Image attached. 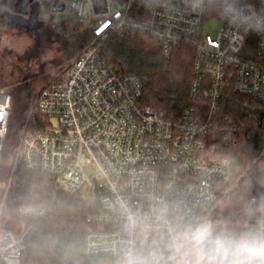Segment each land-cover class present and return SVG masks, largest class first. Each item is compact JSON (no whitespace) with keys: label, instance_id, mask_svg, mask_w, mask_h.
<instances>
[{"label":"built area","instance_id":"obj_1","mask_svg":"<svg viewBox=\"0 0 264 264\" xmlns=\"http://www.w3.org/2000/svg\"><path fill=\"white\" fill-rule=\"evenodd\" d=\"M235 12L247 25L233 22ZM78 13L94 39L41 89L37 108L48 123L30 131V111L15 166L19 161L54 176L89 204L95 228L84 238L86 256L122 260L134 247L166 259L170 230L212 220L231 179L225 151L237 144L236 127L219 114L224 92L232 87L264 100V0H80ZM213 16L223 20L216 36L204 32ZM135 33L155 38L166 57L184 44L195 48L191 95L197 105L170 117L144 103L137 75L105 58L106 39ZM11 108V93L0 87V161ZM90 164L96 173L85 172ZM3 208L0 201V221ZM130 216L136 220L131 232ZM0 236V264H22L24 236L1 228Z\"/></svg>","mask_w":264,"mask_h":264},{"label":"trees","instance_id":"obj_2","mask_svg":"<svg viewBox=\"0 0 264 264\" xmlns=\"http://www.w3.org/2000/svg\"><path fill=\"white\" fill-rule=\"evenodd\" d=\"M56 1L41 2V8L31 10L30 19L27 17L25 23L18 27L10 24V10L0 4V46L5 28L41 29L45 25V16L56 20L55 28L72 40L74 49L70 57L89 45L94 36L91 27L79 16V4L72 8L71 0H62L63 7L55 9ZM57 13L61 14L56 17ZM101 51L109 62L119 66L122 71L137 75L143 84L145 104L166 110L172 118L179 116L186 107L197 105V100L191 95L196 56L192 45L177 47L170 57H166L160 44L149 34L135 33L125 38L114 34L103 42ZM5 54L0 53V57L4 58ZM62 63L64 60L44 63L37 74L28 75L18 94L12 95L9 132L0 161V201L9 185L7 207L11 216L20 217L25 225L23 241L26 247L22 264H120L121 259L113 256L85 255L84 238L90 229L95 228L87 219L89 204L63 190L54 176L29 170L21 162L15 166L16 148L30 111L34 108L30 131L38 132L42 123L44 125L47 121L37 108L39 93L52 78H46L45 73L56 66L60 67ZM219 114L227 116L235 125L234 137L237 140L236 145L230 144L225 151L231 159L232 174L223 191L228 190L232 181L245 170L251 176H245L239 186L231 190L227 203L216 218L227 221L264 219V199L255 201L248 193L253 178L264 185L260 176L264 166V100L254 95L236 93L231 87L224 92ZM13 133L15 143L9 145ZM22 208L44 210L45 213L22 215ZM226 226L236 231L248 229L230 224Z\"/></svg>","mask_w":264,"mask_h":264},{"label":"rangeland","instance_id":"obj_3","mask_svg":"<svg viewBox=\"0 0 264 264\" xmlns=\"http://www.w3.org/2000/svg\"><path fill=\"white\" fill-rule=\"evenodd\" d=\"M43 2L44 0H39ZM80 0H71V7L76 8ZM61 13H57L59 15ZM63 14V12H62ZM30 19V17L28 18ZM56 20L53 21L50 17L45 16L44 28L34 29L28 27L27 29H17L7 27L2 32V45L0 46V53L5 57H0V82L2 87L6 89L11 95H17L20 86L26 82L28 75L37 74L41 70V66L44 63L54 62L58 63L64 60L63 65L60 67H54L50 71L45 73V77L53 76L60 69L68 66L73 57H70L71 52L74 49V44L67 36L61 34L57 28H55ZM223 20L219 16H213L206 19L204 24V32L210 33L216 36L222 26ZM15 134L9 139V145L15 143ZM20 162L18 161L17 164ZM85 172L88 174L96 173L97 166L94 164L87 165ZM251 176L248 170H245L232 181L228 190L223 192L221 199L215 211L212 214V220L222 226L230 224L236 228H249L257 224L260 220H254L252 218H242L235 221H227L221 218H216L219 214V210L222 209L227 203V198L231 190L239 186L241 180L245 176ZM261 179L264 181V166L260 174ZM9 185L6 186L4 191L2 202H4V208L2 213V219L0 221V228L12 229L17 235L24 236L25 225L20 217H13L10 214V210L7 207V195ZM263 208V207H262Z\"/></svg>","mask_w":264,"mask_h":264},{"label":"clouds","instance_id":"obj_4","mask_svg":"<svg viewBox=\"0 0 264 264\" xmlns=\"http://www.w3.org/2000/svg\"><path fill=\"white\" fill-rule=\"evenodd\" d=\"M232 19L241 25L248 23L241 12H235ZM126 227L130 232L136 227L134 217H129ZM168 251L165 259L155 251L145 256L129 247L120 264H264V219L245 231L211 219L194 221L170 230Z\"/></svg>","mask_w":264,"mask_h":264},{"label":"water","instance_id":"obj_5","mask_svg":"<svg viewBox=\"0 0 264 264\" xmlns=\"http://www.w3.org/2000/svg\"><path fill=\"white\" fill-rule=\"evenodd\" d=\"M0 4L10 10L12 26H22L25 23V16L32 10L36 11L41 8L42 3L39 0H0ZM64 2L57 0L54 5L55 9L63 7ZM249 196L255 200L260 201L264 199V185L257 179L253 178L248 189Z\"/></svg>","mask_w":264,"mask_h":264},{"label":"flooded vegetation","instance_id":"obj_6","mask_svg":"<svg viewBox=\"0 0 264 264\" xmlns=\"http://www.w3.org/2000/svg\"><path fill=\"white\" fill-rule=\"evenodd\" d=\"M30 16V12L25 16V19Z\"/></svg>","mask_w":264,"mask_h":264}]
</instances>
